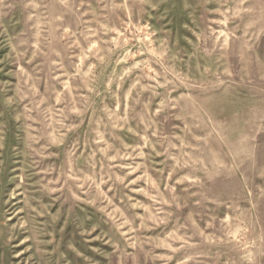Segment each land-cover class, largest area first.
<instances>
[{
  "label": "rangeland",
  "instance_id": "1",
  "mask_svg": "<svg viewBox=\"0 0 264 264\" xmlns=\"http://www.w3.org/2000/svg\"><path fill=\"white\" fill-rule=\"evenodd\" d=\"M0 264H264V0H0Z\"/></svg>",
  "mask_w": 264,
  "mask_h": 264
}]
</instances>
